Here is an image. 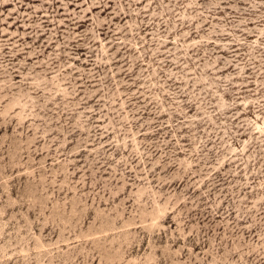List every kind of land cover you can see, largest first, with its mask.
<instances>
[{
	"label": "rangeland",
	"instance_id": "rangeland-1",
	"mask_svg": "<svg viewBox=\"0 0 264 264\" xmlns=\"http://www.w3.org/2000/svg\"><path fill=\"white\" fill-rule=\"evenodd\" d=\"M0 264H264V0H0Z\"/></svg>",
	"mask_w": 264,
	"mask_h": 264
}]
</instances>
